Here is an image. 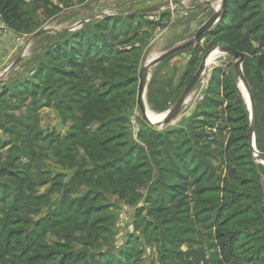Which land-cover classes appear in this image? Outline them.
Listing matches in <instances>:
<instances>
[{"label":"rangeland","instance_id":"rangeland-1","mask_svg":"<svg viewBox=\"0 0 264 264\" xmlns=\"http://www.w3.org/2000/svg\"><path fill=\"white\" fill-rule=\"evenodd\" d=\"M18 1L19 21L7 23L0 12V192L8 213L0 220L9 252L23 250L24 260L4 257L3 247L0 264H264L261 239L252 237L263 228L255 179L264 165L250 148V111L235 60L219 50L166 124L148 125L136 103L143 66L193 39L220 0L205 16L199 10L206 5L194 0ZM130 13L136 19L124 21ZM142 14L151 19L144 25ZM107 15L121 19L115 36L106 30L97 37L85 68L51 62L53 45L80 30L91 34ZM217 23L221 33L208 37L213 46L244 56L252 136L264 154V0H226ZM194 59L197 53L187 52L150 68L147 111L161 115L175 106ZM208 98L215 105L209 124L198 121L208 119L199 114ZM107 120L113 125L104 127ZM107 160L131 180L114 168L99 174L96 165ZM90 186L95 203L82 207ZM74 205L81 217L52 230L61 214L73 216L67 207ZM84 209L91 214L86 224Z\"/></svg>","mask_w":264,"mask_h":264},{"label":"trees","instance_id":"trees-1","mask_svg":"<svg viewBox=\"0 0 264 264\" xmlns=\"http://www.w3.org/2000/svg\"><path fill=\"white\" fill-rule=\"evenodd\" d=\"M19 8H20V6H19V1L18 0H0V12L4 15V20L7 23H11L12 24L13 22L19 21V19H20ZM136 17L137 16L129 15V16H127V18H124L123 20L124 21L135 20ZM119 18L120 17H112V18L105 17V18H103L102 20L105 19L107 21L106 22L107 24H104L105 27H104L102 21L99 22V23L93 24L94 31L93 30L91 31V34H94V39L93 40L91 39L92 38V36H90L91 34L85 33V30H80V31L72 34L71 38H69V39H68V37L66 38V36H64L63 39H62V42H58L57 44L53 45L51 50L47 51V54L50 57L51 62L59 63L61 61H66L68 64H71L72 67H74V68H85V64L87 63V60H89L90 57H93L92 56L93 52L96 53V50H95L96 49V43L99 42V41H97V37H100L101 33H103L106 30L110 32L109 34H110L111 37H114L115 36L114 33H116L115 30L117 28V21L121 20ZM108 22H111V28H109L110 26L107 27ZM139 23L144 25L145 21H140ZM218 26H219V24L217 23L215 25L214 31H212V33L209 34V37L211 35L212 36L211 38H214V37H217L221 33V30L218 28ZM212 46H213V44H212ZM227 46L229 47V45H227ZM236 49H238V47H236ZM122 51L123 52L121 53V55H127L128 54L125 49L122 50ZM109 53H110V50H109ZM95 56H96V54H95ZM107 58L108 57H105L104 59H107ZM95 60H97V62H101L100 56H97V58H95ZM195 61H196V59L191 61V68H192L193 73H195L194 70L197 69V65H198V64H196ZM111 94H113V92ZM208 100H209V98L206 99V102H207L206 106L204 108L200 109L201 111L199 112L201 117L208 118L207 121L198 119V121H203L204 123H207V124H209L210 121H212V119H213V113L210 111V108H212V109L215 108V105H214V102H213L214 100L211 99L210 100L211 102L208 101ZM218 106L219 105H217V107ZM112 117H113V115H112ZM118 119H119V117L118 118L114 117V119H112V120H116L117 121V126L119 125ZM104 123H105L104 127H108V126L113 125V122L111 120L110 121L107 120V122H104ZM104 142L105 141H103L102 144ZM107 145L110 146V144H106L105 146H107ZM118 145H120V144H118ZM131 148H133V147H131ZM129 151H130V148H128L127 152H129ZM127 152L122 154V157H120V159H123V161H124V159L126 158ZM117 159H119V158H117ZM108 162H110V161L107 160L102 165H96V166H98V168L97 167L96 168L99 170V172H98L99 174L109 171L108 168H114V172L116 173L117 177H119L121 175V176H123L124 180L125 179L128 180V181L131 180L130 177H128V178L125 177L124 178V174L127 173V171L123 168V166L120 163H115L113 167H110V166L107 167ZM117 164H120V165H117ZM257 180H258V176H256V179H255L256 189H257V197H258L259 190H258V182H257ZM130 182L131 183H135L133 181H130ZM101 184H102L101 182H99V183L95 182V183L92 184V187L100 186ZM92 187L90 188V192L86 195V197L81 198L80 202H82V207L85 205L86 202H90L92 204L95 203V200H94L95 197H94L93 194H96L98 192H95L94 191L95 189L92 188ZM121 192H124V190L121 191ZM5 197H6L5 193L4 192H0V217L4 216V218H6V215L8 214L7 213V208L5 206L6 203H3V202H5ZM257 202L259 203L258 199H257ZM70 207H72L74 209L73 216H64V215L61 214L58 217L59 219L57 220V222H55L51 226L53 228L52 230L56 229L60 224L68 223V221H71V220L74 221L75 219H77L78 216H80V215H78V210L80 208L79 206H76V205L69 206V207H67V209L70 208ZM88 207L91 208L92 206L91 207L87 206V208ZM80 210H81V208H80ZM224 210L226 212L229 211V209L226 210V208ZM257 210H258V212L260 214V217L262 219L261 213L259 211V204H258ZM83 215L86 217L85 221H84L85 224H86V223H88L90 221L89 219L91 217V214H90V212H87L84 209ZM232 216H233V214H231V216H229V217H232ZM262 222H263V224H262ZM262 222H261V226L263 228L259 227L258 230H257L256 235H254L252 237H253V239H261L258 246H259L260 251L264 252V220L263 219H262ZM5 226H6L5 221H1L0 220V258L2 256L1 250L4 247L6 249L5 250L6 252L3 254L4 257H5V254H8V255H12V257H14L15 260H17V258H21V259L24 260V254H23L24 251L23 250L22 251L19 250V252H17V253L9 252V250H11L12 245L11 244L7 245V242H6L7 235H5V231H6ZM84 227H86V225H84ZM40 228H41V224H38L36 230H38ZM52 230H50V228H49L50 232ZM25 239H29V237L28 238L25 237ZM30 240H33V239L30 238ZM13 241H19V240L13 239ZM33 246L35 247V245L30 246V250L33 248ZM228 249H229V251H231V246L230 245L228 246ZM30 250H28V251H30ZM47 255L48 254L41 255V256H47ZM32 256L38 257L39 254H32L31 257ZM41 256H39V257H41Z\"/></svg>","mask_w":264,"mask_h":264},{"label":"water","instance_id":"water-1","mask_svg":"<svg viewBox=\"0 0 264 264\" xmlns=\"http://www.w3.org/2000/svg\"><path fill=\"white\" fill-rule=\"evenodd\" d=\"M226 4V0H220V6L218 12L215 11L213 13V15L203 24V26H201L197 32L195 33L193 39H191L189 42L183 44V45H179L171 50H169L168 52L156 56L154 58H152L150 61H148L145 66H143V68L140 70L139 74H138V86H137V94H136V103L137 106L139 108L140 114L142 119L144 120V122H146L148 125H158V124H166L169 121H171L172 119H174L180 112V109L182 107V105L184 104L188 94L190 93V91L192 90V88L199 82L200 78L202 77V75L204 74V71L206 69V60L208 58V56L211 54V52L215 49H219L220 52H223L229 56H231L234 60V69L239 77L240 83L243 85L244 89L247 92L248 98L250 100V119H251V127L249 128V144H250V148L251 151L253 152V154H255L256 158L264 161V154L259 153L258 151L254 150L252 148V143L254 142L253 136H252V131H253V125L255 122V107L253 104V99H252V95L250 93L249 87L244 79V76L242 75L241 72V68L240 65L244 60V56L238 52L237 50L230 48V47H226V46H218L215 47L213 50H211L210 52L206 53L205 56L203 57L201 63L199 64L196 72L194 73V75L192 76V78L189 80V82L187 83L186 87L184 88L183 92L181 93V95L179 96L175 106L168 112H166V115L164 116V118L156 123H151L146 116V108L144 105V90H145V86H146V82L148 80V71L150 70V68H152L153 66L162 63L166 60H169L171 58H173L174 56L180 55V54H184L187 52H190L191 50H193L200 38L207 33L212 26H214L216 24V22L218 21V19L220 18V16L222 15V13L224 12V7ZM20 58H18L9 68L7 71L11 70L18 62H19Z\"/></svg>","mask_w":264,"mask_h":264},{"label":"crops","instance_id":"crops-1","mask_svg":"<svg viewBox=\"0 0 264 264\" xmlns=\"http://www.w3.org/2000/svg\"><path fill=\"white\" fill-rule=\"evenodd\" d=\"M195 2H197V5H206L204 7H201V9L199 11H201L200 16H205L206 14H208V5H210V8L212 6V1L214 0H194ZM191 3L192 0H181V1H176L175 4L180 5L181 3L185 4V3ZM198 6H194L193 11H198ZM198 7V8H197ZM206 20V19H205ZM258 201H259V211L261 213L262 219L264 220V167L261 170H258Z\"/></svg>","mask_w":264,"mask_h":264},{"label":"bare ground","instance_id":"bare-ground-1","mask_svg":"<svg viewBox=\"0 0 264 264\" xmlns=\"http://www.w3.org/2000/svg\"><path fill=\"white\" fill-rule=\"evenodd\" d=\"M219 55H220L219 49L213 50L211 52V54L208 56L207 60H206V65H207L206 67H208L209 64L214 63L215 60L219 57ZM240 90H241V93H242L243 97L245 98V101H246L247 106H248V110L250 111V100H249L247 92L244 89L242 84H240ZM165 115H166V113L165 114H161V115H157V114H154L152 112L146 111L147 119L151 123H156V122L161 121L164 118ZM252 148L257 151L255 142L252 143ZM257 160L259 161L260 164L264 165V161H261L259 159H257Z\"/></svg>","mask_w":264,"mask_h":264},{"label":"flooded vegetation","instance_id":"flooded-vegetation-1","mask_svg":"<svg viewBox=\"0 0 264 264\" xmlns=\"http://www.w3.org/2000/svg\"><path fill=\"white\" fill-rule=\"evenodd\" d=\"M134 13H130V14H128V16L129 15H133ZM143 15V14H142ZM136 16V15H135ZM105 17H108V15L107 16H105ZM111 17H117V16H111ZM124 19V18H123ZM151 20L150 18H148V17H146V15H143L142 16V18L139 20V21H146V20ZM208 20V19H207ZM207 20H205L202 24H201V26H203V24L207 21ZM214 28V26H212V28L207 32V33H205L201 38H200V40H199V42H198V44H197V46L193 49V50H191L190 52H194V53H197V59H196V64H198L197 65V68H198V66H199V64L201 63V61H202V59H203V57L205 56V54L206 53H208V52H210L211 50H213L215 47L214 46H212V48L211 49H207L208 48V45H210V43H211V39L210 38H208L209 37V33H210V31L212 30ZM205 37H207V42H206V49H205V46L204 45H202V46H200V43L202 42L201 40H203ZM226 47H228V46H226ZM204 51V52H203ZM203 52V53H202ZM201 56V57H200ZM197 70V69H196ZM196 70H195V72H196ZM194 75V74H193Z\"/></svg>","mask_w":264,"mask_h":264}]
</instances>
